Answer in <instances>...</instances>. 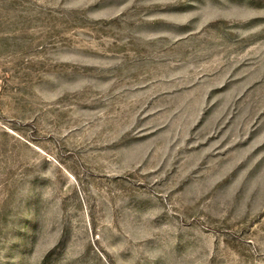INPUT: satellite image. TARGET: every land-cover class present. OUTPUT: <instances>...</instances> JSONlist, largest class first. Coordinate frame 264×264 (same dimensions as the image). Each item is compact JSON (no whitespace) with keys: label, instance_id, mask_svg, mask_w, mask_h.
Masks as SVG:
<instances>
[{"label":"rangeland","instance_id":"1","mask_svg":"<svg viewBox=\"0 0 264 264\" xmlns=\"http://www.w3.org/2000/svg\"><path fill=\"white\" fill-rule=\"evenodd\" d=\"M0 264H264V0H0Z\"/></svg>","mask_w":264,"mask_h":264}]
</instances>
